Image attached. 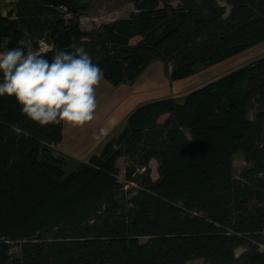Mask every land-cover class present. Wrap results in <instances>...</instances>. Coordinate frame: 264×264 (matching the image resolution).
<instances>
[{
    "label": "trees",
    "instance_id": "trees-1",
    "mask_svg": "<svg viewBox=\"0 0 264 264\" xmlns=\"http://www.w3.org/2000/svg\"><path fill=\"white\" fill-rule=\"evenodd\" d=\"M129 1L128 16L86 30L77 0H16L0 43L27 32L49 59L81 44L118 87L154 61L176 82L264 42V0ZM63 140V122L40 126L0 97V264H264V57L183 101L139 104L77 169L42 155Z\"/></svg>",
    "mask_w": 264,
    "mask_h": 264
},
{
    "label": "clouds",
    "instance_id": "clouds-1",
    "mask_svg": "<svg viewBox=\"0 0 264 264\" xmlns=\"http://www.w3.org/2000/svg\"><path fill=\"white\" fill-rule=\"evenodd\" d=\"M47 48L34 47L25 32L17 46L0 51V97L14 98L22 114L40 126H85L95 117L103 70L81 44L71 45L72 51L58 48L51 59L44 54ZM117 124L110 116L93 139L107 137Z\"/></svg>",
    "mask_w": 264,
    "mask_h": 264
},
{
    "label": "rangeland",
    "instance_id": "rangeland-1",
    "mask_svg": "<svg viewBox=\"0 0 264 264\" xmlns=\"http://www.w3.org/2000/svg\"><path fill=\"white\" fill-rule=\"evenodd\" d=\"M77 2L80 6V25L86 30L93 29L102 23L110 22L117 18L126 17L134 10V6L129 0H77ZM15 3L16 0H0V14L5 17L13 16L12 9L15 8ZM229 9L228 7V10ZM3 45L4 42L0 43V51H4ZM262 57H264V42L254 45L217 65L201 68L194 76L176 82L170 80L169 72L161 61L150 63L137 78L135 83L121 84L118 86L119 124L111 136L118 135L122 131L127 116L139 104L157 98H163L168 93L172 94V97L176 98L178 101H183L186 94L198 86L215 81L227 73L237 70ZM111 87L113 86L111 85ZM111 89L112 88H110V90ZM109 91L107 93H105L106 91L103 92L105 93L104 100L110 98ZM99 108L100 107H98V109ZM249 115L252 118L253 112H250ZM65 136V142L48 146V149L46 148L45 151H42V155H49L60 167L66 171H70L72 169H77L83 162L88 161L90 156L83 158L81 153L71 155L69 150L65 148V144L67 145L70 141L69 132ZM99 152L100 151L97 153ZM117 163L121 171L120 180L124 183L125 168L130 165L131 162L127 158L121 157L117 160ZM150 166L152 178L157 179V162L155 160L151 161ZM245 167L246 163L242 153L235 154L233 157V172L235 177L238 178ZM126 189L128 188L126 187ZM241 251L242 250H238L237 253L239 254ZM183 264H204V260L193 257Z\"/></svg>",
    "mask_w": 264,
    "mask_h": 264
},
{
    "label": "crops",
    "instance_id": "crops-1",
    "mask_svg": "<svg viewBox=\"0 0 264 264\" xmlns=\"http://www.w3.org/2000/svg\"><path fill=\"white\" fill-rule=\"evenodd\" d=\"M135 87V86H134ZM110 88H112L110 90ZM107 93L109 90L110 98L104 100V91ZM103 93V94H102ZM172 96V94H166V96ZM96 99L97 105L100 107L95 111V117L93 121L85 126H71L64 123V140L65 135L70 134V141L65 144L71 155L81 153L83 158L91 156L101 150L104 143L111 136L117 126L109 132L107 137L102 138L99 141L93 139V132L98 131L100 127L107 125V120L110 116H114L119 124V87H111L103 78L96 86ZM127 103V102H126ZM125 104V103H124ZM117 124V125H118ZM63 140V142H65Z\"/></svg>",
    "mask_w": 264,
    "mask_h": 264
}]
</instances>
